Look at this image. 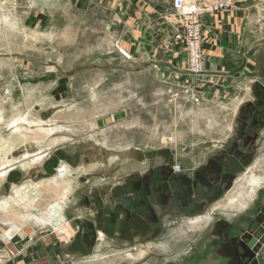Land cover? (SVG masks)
I'll return each mask as SVG.
<instances>
[{
  "label": "rangeland",
  "instance_id": "374dc122",
  "mask_svg": "<svg viewBox=\"0 0 264 264\" xmlns=\"http://www.w3.org/2000/svg\"><path fill=\"white\" fill-rule=\"evenodd\" d=\"M129 1L0 0V114L3 122L15 117L13 120H19L16 127L19 133L25 132L21 137H12L13 129L0 124V142L12 146L10 155L2 154V159L6 154L8 159L0 167V204L16 189L29 185L38 187L37 202L21 212L23 216L34 215L41 220L34 226L26 217L30 225L24 222L21 226L24 225L25 234L32 229L39 238L46 236L42 241L47 243L46 249L39 252V259L32 261L27 256L22 259L13 256L11 264H107V258L112 260L120 254L123 262L128 261L131 254L128 252L133 249H121L110 259V242L100 244L101 252H97L96 247L95 252L85 258L67 249L75 218L81 211L82 215L86 214L78 207V194H84L88 187H103L101 182L122 179L128 173L140 171L139 151L188 145L193 155H182L176 160L180 171L189 172L203 156L206 158L211 153L210 144L202 140L217 136L208 130L207 121L202 122L200 107L195 108L180 99L173 101L164 95L154 99L155 92L163 91L168 95V91L165 85L155 83L153 68L141 69L144 59L140 58L138 41L132 46V52L127 48L132 44V33L138 32L139 27L138 22L132 25L127 22V16L134 11L127 10ZM259 2L258 13H264V3ZM151 4L156 3L142 0L141 6L153 20L152 30L154 21L160 22L157 18L164 14L180 29V63L177 80L173 81L181 89L179 92L183 94V89L193 92L194 100L198 94L223 93L225 85L221 74L205 68L201 76L190 75L185 64L182 21L170 9H164L167 13L152 12L155 6ZM196 4L203 8L209 6ZM235 4L210 17L220 23L215 14L229 11ZM205 18L209 17L203 16L202 20ZM258 25L264 27V23ZM152 30L147 33L153 35ZM207 34V29L203 28L204 60ZM142 35L145 34H140L143 38ZM251 44L257 47L259 59L258 75L254 76L264 79V53H261L264 36ZM162 80L168 81L165 74ZM214 114L211 112L209 120H217ZM260 132L256 143L258 157L264 155L260 147L264 133ZM17 144L21 145L16 148ZM54 158L56 160L52 161ZM63 170L67 172L63 188L55 186L54 189L51 181L61 177ZM255 171L256 174L264 172V167ZM242 216L243 221L249 219L250 209ZM61 217L59 222L57 219ZM57 221L60 224L55 226ZM60 226L67 230L63 229V235L54 231ZM99 255L103 262L98 261ZM51 258L54 261H50ZM6 260L0 257V264H5Z\"/></svg>",
  "mask_w": 264,
  "mask_h": 264
},
{
  "label": "crops",
  "instance_id": "0c3cea01",
  "mask_svg": "<svg viewBox=\"0 0 264 264\" xmlns=\"http://www.w3.org/2000/svg\"><path fill=\"white\" fill-rule=\"evenodd\" d=\"M154 1L156 4H151V6H155L154 10L152 8V12L156 13L155 11L161 12L163 10L167 13L166 9L172 10V0ZM195 1L208 5L215 2V0ZM259 1H262V4L264 3V0H240L231 10L215 14L216 21H220V23L215 22L214 18L210 16L202 20L205 23V29L208 31L207 43L204 45L206 54L205 68L211 73L217 72L222 75L225 91L219 94H208V92L206 95L198 94L196 101L194 100V95L191 96L193 92L183 89L185 94H181V89H178L175 86V82H173L177 80V68L180 63V57H178L182 45L179 41L180 29L172 25L171 18H166L163 13L164 17L161 15L157 18L160 22L154 21L155 25L152 30L150 26L153 20L148 17L147 12H145L146 9L143 10L141 6L142 0H130L128 2L127 10L134 9V11L130 10L133 11L130 12L133 15L127 16V22L129 25L138 22L139 27L138 32L136 30L135 33H132V44L127 48H131L129 52H132V46L138 41L139 55L142 60L144 59L141 69L146 67L149 69L153 68L156 74L155 83L165 85L168 91V95L163 91L155 92L153 94L154 99H161L164 95L170 97L173 101L180 99L188 101L195 108L200 107L202 122L207 121L208 130H212L213 134L217 136L202 140L210 144L211 153L206 158L203 156L202 161L191 172L187 169L180 171L176 160L182 155H193L188 145H183L184 147L182 146L178 149L176 147L167 148L173 153L172 169L174 166L178 167V173L191 174L212 153L222 146L228 145L231 138H233V130L235 131V127L239 125L240 112L243 111V108L245 110V107L255 100L256 94H259V96L264 95V79L254 76L258 75L256 74V72L258 73L259 64L257 47H253L251 44L253 42L257 43L258 38L264 36L263 25H258L264 23V13L259 14L258 8H256L259 6ZM147 11H149V8ZM207 22H209V25H206ZM148 30H152L153 35L147 33ZM142 33L145 34L144 36L142 35L143 38L140 36ZM149 38H152V40H149ZM261 53H264V49ZM162 74H165L168 79L167 82H162ZM256 82L263 87L259 92L257 90L254 92L252 89ZM213 111L217 117L216 121L209 120ZM14 118L3 122L4 118L0 114V124H6L7 128L13 129L12 137H21L25 132H22L21 135L18 128L14 130L19 121L17 120L16 125L13 126L16 121V119L13 120ZM261 133H264V129L261 130ZM19 145L21 144H17L15 147L17 148ZM260 147L263 149L264 154V142ZM11 149V144L8 143L6 145V142H0V167L7 161V155L11 154L12 151L8 153ZM161 149L164 148L162 147L153 152L138 150L140 154L137 156V161L142 168H140V171L135 170V173L141 172L150 164L147 156L157 153ZM5 152L8 154L2 159V154ZM258 152L256 149V155L251 165L245 170L243 175L236 177L229 192L218 202L205 207L200 214L188 215L183 210L177 211L178 213L170 221L164 220L162 222L159 236L129 248L133 249L128 252L131 253L128 255L129 264H229L228 246L221 245L223 228L228 227V230L230 227H236L238 221H243L242 215L245 211L248 209L251 211L258 203V205L264 203V193L261 194L259 192L264 190V172L256 174L255 171L261 166L264 167V155L258 157ZM162 159H164L162 156L157 158V162L160 163ZM55 160L54 158L52 161ZM12 162L10 160V163ZM253 171L254 174H252ZM239 176L243 177L236 182ZM12 196L10 195L9 198ZM21 209H18V215H22ZM16 210L17 208L14 207L9 208V214H3L0 211V257L7 259L5 264H11L13 256H15V259H22L27 256V259L32 261L39 259V252L45 250L47 246V243L42 241L46 236L39 238V235H36L32 229L31 231H26V234L23 232V226L28 223L30 225V222L23 221L19 219V216L14 215ZM62 218L59 219V222H61ZM23 223L24 225L21 226ZM31 223L35 225L39 222ZM59 224L57 221L56 225ZM20 234H23V236H20ZM109 245L112 247L109 253V255L111 254L110 259L116 254L115 252L125 249L123 244L119 246H115V244ZM97 252H101V248ZM118 256V258L114 257L112 260L107 258V264H124L123 258H120L122 254ZM97 259L103 262L100 255ZM50 261H54V259L51 258Z\"/></svg>",
  "mask_w": 264,
  "mask_h": 264
},
{
  "label": "flooded vegetation",
  "instance_id": "af4514ba",
  "mask_svg": "<svg viewBox=\"0 0 264 264\" xmlns=\"http://www.w3.org/2000/svg\"><path fill=\"white\" fill-rule=\"evenodd\" d=\"M238 122L239 125L235 127L234 138H231V141L242 152L253 153L252 163L256 155L259 131L264 129V95L256 94L255 100L240 112ZM230 146L229 143L212 153L191 174L174 171L173 161L169 163L162 159L160 163L157 162V158L161 156L155 152L154 156H152L153 153L147 156L150 164L141 172L126 174L122 179L111 182L106 181L101 188L88 187L84 194H78V207L80 210H85L86 214L82 215L81 211L80 215L75 218L72 240L67 249L85 258L95 252L96 247L101 248L100 244L108 242L115 246L123 244L125 249H129L159 236L164 220L170 221L180 210L187 214V207L183 206L182 202L168 197L166 190L171 189L175 182L190 179L198 185L193 202H204L207 189L199 187L198 183L204 186L206 183L210 185L221 183L220 180L215 182L214 179H219L221 176L220 167L227 157L222 151ZM240 174L235 175L231 187ZM259 192L262 194L264 190ZM258 204L250 211L249 219L238 221L236 227H230L228 230V227L223 228L221 245L229 247L232 241L233 243L243 241L244 235L238 230H245L248 225L258 221L259 216H264V203ZM146 220L150 221L148 236L141 223H145ZM262 250L259 254L257 253L259 256H264ZM228 254L229 264H234L229 248ZM263 262L264 260L260 261L261 264ZM124 264H129V262L126 260Z\"/></svg>",
  "mask_w": 264,
  "mask_h": 264
},
{
  "label": "water",
  "instance_id": "95a60500",
  "mask_svg": "<svg viewBox=\"0 0 264 264\" xmlns=\"http://www.w3.org/2000/svg\"><path fill=\"white\" fill-rule=\"evenodd\" d=\"M252 89L254 92H256V90L259 92L263 87L256 82ZM229 143L231 146L222 151L227 157L220 167L221 176H219V179H214L215 182H219L220 180L221 183L218 185L206 183V186L198 183L199 187H205L207 189L204 202H193V197L198 191V185L193 183L190 179L175 182L171 189L166 190L168 197L182 202L183 206L187 207L188 215L200 214L204 211L206 205L214 204L219 199L223 198L226 192L231 189V182L235 175L244 172L250 165L253 153H244L237 148V145L233 141ZM157 154L162 156L169 163L173 161V153L170 149H161L157 151ZM154 155L155 153L152 154V156ZM194 180H196V178H194ZM141 223L148 236L150 233V228L148 226L150 221L146 220L145 223ZM238 231L244 235L243 241H235L234 243L232 241L231 246L228 247L234 258V264H261L260 261L264 260V256H259L258 254L264 247V216H259L258 221H254L248 225L245 230Z\"/></svg>",
  "mask_w": 264,
  "mask_h": 264
},
{
  "label": "built area",
  "instance_id": "2783aa9c",
  "mask_svg": "<svg viewBox=\"0 0 264 264\" xmlns=\"http://www.w3.org/2000/svg\"><path fill=\"white\" fill-rule=\"evenodd\" d=\"M237 0H218L212 5L200 7L193 0H172V10L182 21V42L185 52V64L192 77L201 76L205 72V60L203 56V16H211L212 13L220 10H227ZM209 25V22L206 23ZM173 170L178 172V167Z\"/></svg>",
  "mask_w": 264,
  "mask_h": 264
},
{
  "label": "bare ground",
  "instance_id": "6f19581e",
  "mask_svg": "<svg viewBox=\"0 0 264 264\" xmlns=\"http://www.w3.org/2000/svg\"><path fill=\"white\" fill-rule=\"evenodd\" d=\"M186 74V72H185ZM17 123V120L14 122V125L15 126ZM17 128H14V130H16ZM67 173L66 170H63V172L60 174L62 175L61 177L55 179V180H52L51 181V186L55 188V186H57L59 188H63L61 186H63V177H64V174ZM65 189V192L67 191V187L64 188ZM38 187H35L34 185H29L27 187H24L22 189H16L14 190V194L12 197L8 198L7 200H5L3 203L0 204V211L3 213V214H9V211L8 209L11 208V207H14V208H17V210L15 211L14 215L16 216H19V219L23 220V221H26V217L29 219L30 222H34V223H38L40 222L41 219H35L34 218V215H31L30 217H28L29 215H26L25 217L22 216L21 214L18 215V209L22 208L26 211V208H30V207H33L32 204H35L38 200ZM34 191H37V193H35ZM63 191V190H62ZM15 210V209H13ZM46 213V212H45ZM51 215H53L54 211H50ZM57 213V212H56ZM25 214V213H24ZM28 214V213H27ZM43 214V213H42ZM46 215V214H45ZM42 216V215H41ZM56 217V216H55ZM60 217V216H59ZM34 218V219H33ZM59 220V219H57ZM54 221V220H53ZM50 222V221H49ZM57 223V222H56ZM33 224V223H32ZM52 224V223H51ZM34 225V224H33ZM35 226V225H34ZM53 226V225H52ZM57 226V225H55ZM54 228V227H53ZM55 231L57 233H60L62 234L63 233V229L66 230V228L64 226H60L58 228H54ZM67 231V230H66ZM73 233V232H72ZM63 235V234H62ZM61 235V236H62Z\"/></svg>",
  "mask_w": 264,
  "mask_h": 264
}]
</instances>
